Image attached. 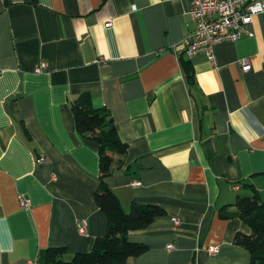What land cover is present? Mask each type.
Returning a JSON list of instances; mask_svg holds the SVG:
<instances>
[{"label":"crops","instance_id":"1","mask_svg":"<svg viewBox=\"0 0 264 264\" xmlns=\"http://www.w3.org/2000/svg\"><path fill=\"white\" fill-rule=\"evenodd\" d=\"M188 9V0H0V264H43L54 246L69 259L108 232L93 198L98 145L77 132L70 109L82 93L125 144L107 180L122 208L165 210L128 232L147 247L131 262L249 264L234 236L251 229L223 211L251 185L264 202V14L252 36L217 44L212 63L184 56L195 28ZM40 61L47 69L35 74Z\"/></svg>","mask_w":264,"mask_h":264},{"label":"trees","instance_id":"2","mask_svg":"<svg viewBox=\"0 0 264 264\" xmlns=\"http://www.w3.org/2000/svg\"><path fill=\"white\" fill-rule=\"evenodd\" d=\"M188 80H193V70L186 69ZM70 109L77 132L98 145L99 186L93 198L108 222V232L94 239L89 251L74 253L65 258L66 248H47L39 260L43 264H133L130 259L141 255L146 245L132 242L128 232L145 228L165 215V210L156 204L132 202L126 212L107 184L112 175L115 154L124 155L125 144L118 135V129L110 113L105 108L93 105L89 94L82 93L71 101ZM248 193H240L235 199L234 209L224 210L225 218L237 217L251 229L249 234L237 232L234 242L248 250L249 264H264V202L257 190L250 186Z\"/></svg>","mask_w":264,"mask_h":264},{"label":"built area","instance_id":"3","mask_svg":"<svg viewBox=\"0 0 264 264\" xmlns=\"http://www.w3.org/2000/svg\"><path fill=\"white\" fill-rule=\"evenodd\" d=\"M188 14L195 28L193 32L181 42L182 51L186 58H191L198 53H204L212 63L214 59V47L222 42H236L242 36H252L248 26L257 14H264V0H188ZM243 71L250 68L248 58L238 60ZM47 69V64L40 61L33 68V73L41 74ZM1 75V71H0ZM44 157L39 156L37 162H43ZM132 186L140 185V182H131ZM20 207L30 205L29 199L19 196ZM178 224V218H173ZM87 223L80 219L76 222L79 234H86ZM173 248V244L167 246ZM211 254L219 250L218 245L209 246Z\"/></svg>","mask_w":264,"mask_h":264},{"label":"bare ground","instance_id":"4","mask_svg":"<svg viewBox=\"0 0 264 264\" xmlns=\"http://www.w3.org/2000/svg\"><path fill=\"white\" fill-rule=\"evenodd\" d=\"M85 235V234H84Z\"/></svg>","mask_w":264,"mask_h":264}]
</instances>
